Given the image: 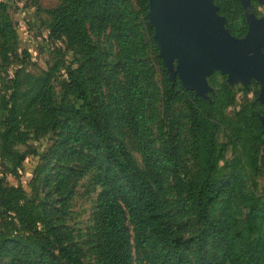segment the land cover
<instances>
[{
  "label": "rangeland",
  "instance_id": "1",
  "mask_svg": "<svg viewBox=\"0 0 264 264\" xmlns=\"http://www.w3.org/2000/svg\"><path fill=\"white\" fill-rule=\"evenodd\" d=\"M125 1L121 4L126 8L124 19L133 20V28L122 25L116 11L100 8L93 9L85 21L102 60L100 67L89 69L80 49L53 29V11L64 8L67 0H0V183L11 189L6 198L0 195V241L16 242L6 252L3 264H43L38 257L46 249L43 234L57 243L50 229H57L63 242L85 262L100 264L95 251L99 197L110 181L124 179L101 148L90 149L78 142L62 145L75 134L87 132L73 117L64 115L47 127L44 118L48 109L81 104L71 73L91 99L101 90L97 103L106 109L113 133L125 142L140 170L165 191L172 206L183 207L177 210L182 231L186 235L195 232L189 222L193 217L189 194L201 162L195 152L189 112L183 101L171 106L164 101L160 64L164 60L158 45V52L153 45L144 18L145 0ZM225 2L226 14L222 15L232 34L240 30L242 37L247 34L249 15L259 24L264 22V0H251L248 5L241 0ZM177 81L182 85L179 77L173 82ZM206 81L210 87L207 96L196 95L202 98L209 121L214 178L221 180L233 172L238 175L232 188L212 204L211 216L218 220L225 213L234 220V230L240 232L235 244L240 249L247 238L244 196H253L255 203L264 205V165L255 166L252 156L254 138L261 128L264 132L260 120L264 104L258 101L262 83L258 78L230 82L229 75L220 70ZM127 105L135 107L142 139L116 123V116ZM239 126H245L248 134L238 135ZM142 141L154 156V173L146 166ZM259 154L264 155V145ZM27 211L35 216L33 228L22 223L21 216ZM128 222L136 245V225L132 217ZM252 240L264 261V223Z\"/></svg>",
  "mask_w": 264,
  "mask_h": 264
},
{
  "label": "trees",
  "instance_id": "2",
  "mask_svg": "<svg viewBox=\"0 0 264 264\" xmlns=\"http://www.w3.org/2000/svg\"><path fill=\"white\" fill-rule=\"evenodd\" d=\"M125 2V0H67L64 8L53 11L54 32L65 34L69 42L80 49L85 57L84 66H88L89 69L95 65L100 67L102 60L99 45L91 40L85 21L93 9L100 8L106 12L116 11L122 18L121 24L133 28L134 21L124 19L126 8L123 9L121 4L125 5ZM215 3L219 6V13L226 14L225 0H215ZM148 12L149 0H145L144 18L152 31L151 40L158 52L154 38L155 30L147 18ZM233 34L242 37L243 30ZM126 35L128 36L127 33ZM131 63L132 66H136L134 61ZM160 64L163 70L164 101L167 106L174 105L177 101L185 102L196 156L201 162L196 184L189 194L193 208V217L189 219L190 228L195 230L190 235L182 231L178 221L177 210L183 207L175 209L172 206L165 191L160 186L157 188L146 173L140 170L125 142L113 133L106 109L97 103L101 97L100 89L97 91L96 99H91L79 78L75 73H71V82L81 104L79 107L56 105L48 109L44 118L48 123L47 127L57 124L64 115L73 117L81 123L87 130L86 134H75L62 145L78 142L90 149L101 148L124 179V182L110 181L104 186L99 197L95 251L100 264H264L258 246L254 245L255 241L252 240L264 223V205L255 203L253 196H244L247 207L245 217L247 238L243 247L237 248L235 243L240 232L238 228L234 230V220L225 213L215 220L210 209L221 194L232 188L238 175L233 172L230 177L221 180L214 178L213 143L202 98L197 96L195 91L184 88L178 81L174 83L163 62ZM116 123L118 126L129 128L136 137L142 139L138 115L132 105L125 106L119 112ZM258 123L260 124L259 120ZM236 133L238 135L247 133V128L239 126ZM263 135L261 128L257 138H254L252 156L255 166L264 165V155L259 154L261 146L264 145ZM142 148L146 166L150 173H154L156 164L146 141H142ZM8 191L11 189L6 190L0 183V195L3 198H6ZM17 193L18 191L14 190V195ZM24 209L26 210V207ZM183 214L184 212L180 213ZM129 217H132L138 231L139 242H136V245L128 222ZM21 220L23 224L33 228L36 219L27 211L21 216ZM56 230L50 229L55 234L57 243L49 236L44 234L42 236L46 249L42 250L38 257L43 264H88L71 245L63 242L62 235ZM14 243H16L14 240L0 241V264H3L6 252Z\"/></svg>",
  "mask_w": 264,
  "mask_h": 264
},
{
  "label": "water",
  "instance_id": "3",
  "mask_svg": "<svg viewBox=\"0 0 264 264\" xmlns=\"http://www.w3.org/2000/svg\"><path fill=\"white\" fill-rule=\"evenodd\" d=\"M147 17L173 81L179 77L186 89L206 97V79L215 70L228 74L230 82L258 78V101L264 104V22L249 15L247 34L235 36L214 0H149ZM260 120L264 128V115Z\"/></svg>",
  "mask_w": 264,
  "mask_h": 264
}]
</instances>
